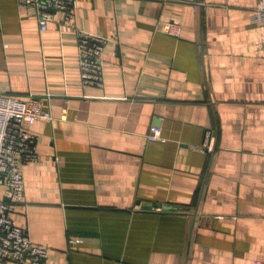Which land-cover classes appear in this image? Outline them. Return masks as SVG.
I'll use <instances>...</instances> for the list:
<instances>
[{"label":"crops","instance_id":"crops-1","mask_svg":"<svg viewBox=\"0 0 264 264\" xmlns=\"http://www.w3.org/2000/svg\"><path fill=\"white\" fill-rule=\"evenodd\" d=\"M260 5L75 0L76 28L56 12L42 33L0 0V94L53 115L29 127L38 159L13 212L43 264H264ZM79 31L108 39L103 89L81 79ZM209 132L215 150L195 149Z\"/></svg>","mask_w":264,"mask_h":264},{"label":"built area","instance_id":"built-area-1","mask_svg":"<svg viewBox=\"0 0 264 264\" xmlns=\"http://www.w3.org/2000/svg\"><path fill=\"white\" fill-rule=\"evenodd\" d=\"M16 1L33 11L42 33L48 29L56 12L63 14L68 27H75V0ZM251 17L254 23H264V5L256 7ZM163 32L179 36L180 26L168 23ZM107 41L98 34L78 32L79 65L85 85L105 87L103 54ZM40 119L53 120L51 112L44 109L42 99L31 95L27 100H17L0 94V185L5 187V198L0 199V264L5 261L43 264L48 258L49 248L35 244L28 232L16 226L13 220L14 206L26 202L24 167L38 159L35 150L37 137L29 127ZM151 130V137L155 139L159 130L156 127ZM215 144V134L209 132L204 143L195 149L211 153ZM77 240L74 238L69 242L74 245Z\"/></svg>","mask_w":264,"mask_h":264},{"label":"water","instance_id":"water-1","mask_svg":"<svg viewBox=\"0 0 264 264\" xmlns=\"http://www.w3.org/2000/svg\"><path fill=\"white\" fill-rule=\"evenodd\" d=\"M148 208H150V207H148Z\"/></svg>","mask_w":264,"mask_h":264}]
</instances>
